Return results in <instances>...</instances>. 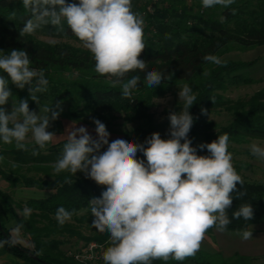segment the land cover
Here are the masks:
<instances>
[{
    "label": "clouds",
    "instance_id": "9594fccd",
    "mask_svg": "<svg viewBox=\"0 0 264 264\" xmlns=\"http://www.w3.org/2000/svg\"><path fill=\"white\" fill-rule=\"evenodd\" d=\"M30 13L20 35L34 34L43 25H51L57 33L65 25L88 50L94 60V71L106 77L112 87L128 99L138 88L141 76L130 73L144 72V84L156 88L169 79L164 71H145L146 61L139 57L146 48L145 21L133 11L132 0H21ZM235 0H201L205 9L221 6L230 8ZM235 14V10H232ZM220 16V22L225 21ZM203 61L213 65L225 62L219 56L206 54ZM25 50L13 49L8 54L0 50V141L14 145L19 151L39 155L58 137L48 129L63 111L62 102L31 111L26 99L13 102L11 111L6 105L12 92L9 85L27 88L31 100L39 104L37 93L48 91L44 69L31 67ZM210 75L205 69L203 76ZM182 108L168 115V138L153 132L143 143L116 138L109 142L110 133L99 119H93L96 138L85 126L75 124L66 129L60 156L53 164L59 175L69 173L62 184H73L71 177L83 173L86 178L103 186L100 197L89 200L92 227L110 237L109 246L102 253L103 264H153L170 259L182 262L200 250L206 233L215 228L227 230L231 223L228 210L232 207L233 193L237 198L246 195L237 185L244 180L233 164L228 150L229 136L219 135L210 143L198 145L207 155H198L189 133L194 123L190 108L197 97L189 84L179 88ZM206 114V110H201ZM43 113V114H41ZM249 151L264 161V146L252 142ZM142 155L143 158H140ZM0 160L3 157L0 156ZM62 186V185H61ZM32 209L24 207L19 215L27 219ZM76 210L60 206L55 219L60 226L69 222ZM252 205L243 204L233 219L252 220ZM23 223L9 231L8 238L0 240V248L22 244ZM243 240L252 238V231L237 233Z\"/></svg>",
    "mask_w": 264,
    "mask_h": 264
},
{
    "label": "trees",
    "instance_id": "16d2710c",
    "mask_svg": "<svg viewBox=\"0 0 264 264\" xmlns=\"http://www.w3.org/2000/svg\"><path fill=\"white\" fill-rule=\"evenodd\" d=\"M132 7L133 11L142 14L145 21L146 48L139 57L146 61L145 71H164L169 79L154 89L144 84V72L130 73L129 76L140 75L141 82L132 96L125 99L119 87H112L106 77L94 71L95 62L89 51L64 44L43 43L35 38L39 35L77 40L66 25L63 33H57L51 25H43L34 34L20 35L30 13L23 8L21 0H0V50L4 54L13 49L25 50L32 62L31 67L44 69L48 80V91L37 93L39 104L31 100L27 88L21 90L11 84L10 99L15 103L26 99L30 110H40L56 102H68L67 108H62L60 117L72 122H83L90 115L108 126L117 113L123 114L124 121L129 123L145 120V126H137L122 138L143 143L156 132L148 114L152 100L161 97L168 87L187 83L197 97L190 108L194 123L189 139L192 146L197 147L198 155L208 154L206 149L199 150L198 145L210 143L223 134L229 136V143L240 144L249 139L264 141V91L246 101L237 102L225 101L217 94L226 89L227 83L250 81L238 71L250 67L251 62L224 61L218 66L202 59L209 53L221 57L231 48L250 49L264 45V0H235L230 8L215 6L207 9L201 6V0H132ZM222 15L226 17L223 23L220 22ZM205 69L210 71L207 77L203 76ZM182 106L183 103L175 104L171 112L179 111ZM202 109L206 110V114L215 109H225L232 113L233 120L218 128L205 120L206 114H202ZM161 137L168 138V132L162 133ZM64 142L50 144L34 156L31 147L27 152L19 151L14 145L0 141V156L3 157L0 160V176L6 168L13 176L12 184L50 191L43 199H28L15 204L20 211L24 207L32 209L27 219L16 216L9 196L0 191V240L8 238L10 231L4 220L5 209L11 213L15 225L23 223L21 235L29 238L27 245H6L3 249L31 264H77L59 250L62 237H78L85 243L104 244L105 249L109 246V235L92 227L93 217L89 209V200L100 197L105 188L79 172L76 177H71L73 184H62L63 178L70 174L57 175L53 171V164L60 156ZM140 158H143L142 155ZM235 168L239 173V169ZM30 172L38 176H28ZM237 188L246 195L237 198V193L232 194V207L227 213L231 223L226 232L252 231L255 226L264 225V183L244 180V184L237 185ZM243 204L252 205V220L233 219V213ZM60 206L76 210L73 221L80 226L85 225L92 235L82 237L78 229L67 222L60 226L55 219V212ZM212 230L216 229H209L206 234ZM250 260L239 255L224 259L218 252L207 253L201 249L182 262L170 259L167 262L156 260L153 264H249Z\"/></svg>",
    "mask_w": 264,
    "mask_h": 264
},
{
    "label": "rangeland",
    "instance_id": "374dc122",
    "mask_svg": "<svg viewBox=\"0 0 264 264\" xmlns=\"http://www.w3.org/2000/svg\"><path fill=\"white\" fill-rule=\"evenodd\" d=\"M39 42L48 43V44H64L68 45L75 49L86 50L84 49L80 42L75 39L69 38H54V37H45V36H35ZM88 51V50H86ZM220 59L222 61H235L242 63H250L251 66L241 69L238 71L244 78H248V82H239V83H227L226 89L222 92H218L223 100L237 102V101H246L250 99L254 94L264 91V45L258 46L250 49H238L231 48L227 53L223 54ZM183 85L177 84L172 87H168L165 90V93L158 98L152 100V107L149 109L148 114L151 115L152 125L155 127L156 132L160 134L169 132V120L168 115L172 110V107L175 104H181L182 101H179V88ZM14 100L9 99L8 103L3 107L7 111H11ZM68 102H63L61 104L62 108H67ZM39 113L40 110H31ZM43 114V113H41ZM115 119L110 121V124L107 127L108 132L110 133L109 140H114L116 138H123L126 133L131 132L137 126H145L146 121H134V122H125L123 119V114L117 113L114 114ZM205 120L217 125L218 128L225 127L233 120V115L231 112L225 109H215L205 115ZM92 117L86 116L83 122H72L67 119L59 118L51 123L49 131L54 132L58 137L54 140L52 144L57 143L58 141L65 140L66 129L75 124L76 127L85 126L90 135L93 138H96L95 126L92 122ZM258 142L264 146V141L259 139H249L244 143L235 144L229 143L228 150L233 154V164L239 169V174L241 177L248 183H264V161L256 159L249 151V145L252 142ZM25 174V172L23 171ZM28 176H38L33 172L28 173ZM13 179V176L7 172V169H3V175L0 176V191L9 196L11 202L13 203L12 209L18 218H21L19 215L20 209L16 207L15 204L23 203L28 199H43L50 194L48 190H37L32 188H24L17 184H12L10 181ZM50 180V179H48ZM82 212L79 213V215ZM4 220L6 221V227L10 228L15 226V222L11 217V213L5 209L4 211ZM71 225H74L82 237H89L92 235V232L85 225L76 224L73 219L67 222ZM264 227V226H263ZM228 235L225 238H220V241L223 245L228 247L231 250L237 251L238 249H243L244 247H250V240H243L237 233H227ZM230 234V235H229ZM28 237L21 235V240L25 243L28 242ZM61 244L59 245V250L64 254L68 255L80 246L85 244V242L78 237H62L60 238ZM250 242V243H249ZM260 245L264 244L262 239H259ZM24 244V243H22ZM204 247L203 244L201 248ZM249 264H264L263 254L261 256H253V259L250 260Z\"/></svg>",
    "mask_w": 264,
    "mask_h": 264
},
{
    "label": "crops",
    "instance_id": "0c3cea01",
    "mask_svg": "<svg viewBox=\"0 0 264 264\" xmlns=\"http://www.w3.org/2000/svg\"><path fill=\"white\" fill-rule=\"evenodd\" d=\"M1 171V168H0ZM264 225L255 226L252 229V238L249 239L251 241L250 247H244L243 249H238L237 251L231 250L225 245H223L220 241V238H225L230 232H218L216 230H212L211 233L206 234L205 239L202 244L204 247L200 248L207 253L218 252L224 259H229L234 255L245 256L250 259H253V256H261L264 254V244L259 242V239L264 241ZM12 228V227H11ZM10 229V228H9ZM238 233V232H232ZM230 235V234H229ZM25 245L26 243L23 242ZM250 243V242H249ZM0 264H31L24 260H21L9 253H7L3 248H0Z\"/></svg>",
    "mask_w": 264,
    "mask_h": 264
},
{
    "label": "built area",
    "instance_id": "2783aa9c",
    "mask_svg": "<svg viewBox=\"0 0 264 264\" xmlns=\"http://www.w3.org/2000/svg\"><path fill=\"white\" fill-rule=\"evenodd\" d=\"M104 250V244L90 242L83 244L67 256L71 257L77 264H103L102 253Z\"/></svg>",
    "mask_w": 264,
    "mask_h": 264
},
{
    "label": "water",
    "instance_id": "95a60500",
    "mask_svg": "<svg viewBox=\"0 0 264 264\" xmlns=\"http://www.w3.org/2000/svg\"><path fill=\"white\" fill-rule=\"evenodd\" d=\"M33 259H36L35 257Z\"/></svg>",
    "mask_w": 264,
    "mask_h": 264
}]
</instances>
